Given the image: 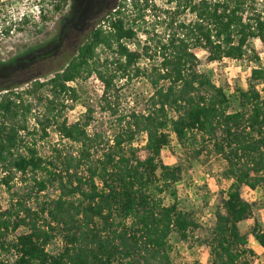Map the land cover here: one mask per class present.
Segmentation results:
<instances>
[{"label": "trees", "instance_id": "16d2710c", "mask_svg": "<svg viewBox=\"0 0 264 264\" xmlns=\"http://www.w3.org/2000/svg\"><path fill=\"white\" fill-rule=\"evenodd\" d=\"M118 3L45 83L0 85V185L11 197L0 209V264H172L170 235L186 239L198 227L177 202L179 167L161 160L173 137L183 147L209 146L225 163L230 183L209 230L212 264H250L252 240L264 253V226L254 221L242 232L252 215L242 188L264 189V70L252 68L248 87L231 98L198 71L195 50L216 62L243 59L252 40L264 49V11L257 0ZM186 13L191 21L180 20ZM146 16L150 31L140 26ZM163 24L166 35L153 38ZM91 74L104 101L115 81L144 78L152 89L146 111L119 119L110 137L89 133V116L68 122L64 99H76L69 84ZM43 86L47 99L34 115L23 95ZM50 128L61 142L42 154L38 142ZM140 136L144 145L136 146ZM15 181L22 195L12 190Z\"/></svg>", "mask_w": 264, "mask_h": 264}, {"label": "rangeland", "instance_id": "374dc122", "mask_svg": "<svg viewBox=\"0 0 264 264\" xmlns=\"http://www.w3.org/2000/svg\"><path fill=\"white\" fill-rule=\"evenodd\" d=\"M163 1L158 0V3ZM257 1L264 11V0ZM57 2L58 0H0V85H21V90H26L31 88L34 81L45 83L56 71L65 67L91 30L102 25L104 16L119 4L106 10L95 24L88 25L81 23L72 8L66 6L67 0L63 3L62 11L53 12L52 7ZM151 19L146 16L140 24L141 28L150 31L153 24ZM192 19V15L187 13L180 16V20L187 22ZM10 25L11 30L6 35L5 31ZM166 33L164 24L155 25L152 32L153 38L156 37L155 34L164 36ZM139 38L143 39L144 35L141 34ZM248 49L253 52L248 50L241 60L224 59L216 62H210L205 51L195 50L198 71L207 75L217 87H222L233 98L237 89L248 87L252 68L264 70V49L260 42L252 40ZM254 53L259 55L258 61L253 59ZM99 54L101 59L105 56L101 51ZM144 65L145 61L140 60L139 66ZM29 78L32 81L24 83ZM69 85L74 88L76 99L73 101L65 97L63 115L70 123L91 117L88 132L102 133L106 137L120 130L119 119L127 121L131 113L146 111L148 98L152 93L144 78L117 80L111 96L106 98L109 103L107 106L102 98V86L94 74L84 76ZM47 95L48 88L43 86L31 89L23 97L30 103L35 115L42 110V103ZM233 107L235 108V104ZM30 121L32 124L33 118ZM48 132V138L38 142L42 154L48 153L49 147L61 142L53 128L48 129ZM144 142L145 136H140L135 145L142 146ZM210 149L202 143L183 147L173 137L170 145L161 153V160L165 165L179 167L180 179L175 184L177 202L179 208L190 214L198 226L189 232L186 239L170 235L172 264H212L208 248L209 230L214 225V214L221 207L230 182L222 177L225 163ZM196 151L200 153L198 156H195ZM1 178L0 172V180ZM14 185L13 191L20 195L25 192L26 189L18 181ZM242 196L252 206L251 217L240 224L242 232H247L254 221L264 226V189L249 190L243 187ZM167 197L166 202L172 201V197ZM10 198L5 186L0 185V209L9 205ZM28 205L33 207L34 201L31 200ZM21 232L23 231H18ZM250 246L255 252L250 264H264V253L258 244L252 240Z\"/></svg>", "mask_w": 264, "mask_h": 264}, {"label": "flooded vegetation", "instance_id": "af4514ba", "mask_svg": "<svg viewBox=\"0 0 264 264\" xmlns=\"http://www.w3.org/2000/svg\"><path fill=\"white\" fill-rule=\"evenodd\" d=\"M66 6L72 8L82 23L95 24L106 10L116 5L118 0H67Z\"/></svg>", "mask_w": 264, "mask_h": 264}]
</instances>
